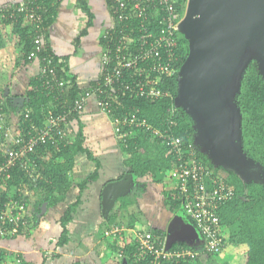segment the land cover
<instances>
[{"label":"built area","instance_id":"1","mask_svg":"<svg viewBox=\"0 0 264 264\" xmlns=\"http://www.w3.org/2000/svg\"><path fill=\"white\" fill-rule=\"evenodd\" d=\"M186 3L187 0H113L109 6L112 22L102 30L100 39L110 38L115 43L112 52L102 50L100 53V77L80 91L71 106L61 104L60 110L45 115L41 125L31 117L29 105L11 111L0 101L1 238L6 234L5 224L25 227L31 219L24 200L28 185L7 187L13 170L22 171L31 179L37 170L32 158L40 146L52 144L58 149L61 144H71L75 137L71 116L81 112L89 98L94 96L99 110L111 118L114 132L124 147L136 131L143 130L171 148L174 165L168 178L173 187L172 200L179 202L203 241L202 248L198 250L191 246L166 248V236L137 230L131 237L136 260H145L147 264H160L163 260L185 263L202 253L224 251L226 235L221 228L218 209L233 197L232 187L200 160L191 144L184 149L181 137L167 128L163 129V125L153 126L145 117L138 115V108L113 115L114 102L119 95L150 99L170 94L159 88V84L164 77L177 76L181 66L177 67L182 58L179 53L182 35L179 24ZM18 10L25 11L24 24L33 26L35 30L34 49L30 53V58H35L42 54L45 46L39 32L45 16L32 8L19 6ZM5 17L7 15L0 14V20ZM40 61L42 88L56 91L65 87L66 80L57 70L58 62L47 54H42ZM175 109V106L168 108L166 121L169 125L174 123L172 114ZM3 191H6L5 197L1 195ZM124 231V226L112 224L103 230V235L118 237ZM15 253L14 264H20V252Z\"/></svg>","mask_w":264,"mask_h":264},{"label":"trees","instance_id":"2","mask_svg":"<svg viewBox=\"0 0 264 264\" xmlns=\"http://www.w3.org/2000/svg\"><path fill=\"white\" fill-rule=\"evenodd\" d=\"M58 1L59 0H24L20 3H13L0 7V14L3 13L7 15V17L0 20V44L2 43L3 37H7L9 43L14 45L15 49L22 53V58L25 62H36L38 65L35 76L30 78L29 90L26 92L28 98L26 104L31 107V117L34 118L35 122L39 125L42 124L45 115L57 111V109L60 110L61 104L65 103L71 106L75 97L81 91L75 82L76 77L68 73L67 57L59 58L53 53L46 41L49 25L54 21ZM77 1L80 5H83L82 7L86 10V6L83 4L84 2L81 0ZM181 1L184 2L186 0ZM112 2L113 0H107L109 6ZM19 6L27 9L32 8L38 13L43 12L45 18L41 24L42 28L39 30L45 42L42 54L51 55L55 61L58 62L57 70L59 75L66 80L65 87L62 89L49 91L46 88H42V78L40 74L42 63V61H40V56L42 54H38L35 58H30V53L34 49L33 40L36 33L33 26L24 24L25 11H19ZM10 15H12V17H9ZM91 17V13L87 10L86 26L80 31L78 36L74 38L75 45L78 44L80 37L87 32L86 29L90 25ZM100 43L103 51H113L114 40L110 38L100 39ZM180 46L181 50H179V53L182 58H180L177 67L184 61L188 51L187 41L183 35H181ZM159 88L168 91L170 94L168 96L150 99L130 98L128 95H119V98L114 102L115 110L113 115L120 114L126 109L138 108V115L145 117L153 126L158 127V125H163V129L167 128L174 135L181 137L184 149H188V146L191 144L200 160L207 164V166L213 168L209 157L200 150L197 144H195L193 120L181 107L175 105V97L177 95L176 75L169 78L164 77L159 84ZM234 101L241 115L239 142L242 151L245 157L259 168L257 169L258 175L256 178H242L230 169L222 166L215 167L217 171H214L215 175L222 177L225 184L232 187L234 191L233 197L220 206L218 215L220 217L222 231L226 235V244L236 246L246 245L247 247V250L238 257V264H264V76L260 72L256 61H250L246 67L239 90L234 96ZM9 102H11V98H9ZM174 106L176 107V112L172 114L174 123L169 125L166 121L168 108ZM19 107L20 105L15 103L10 109L17 110ZM79 113L72 114L71 119ZM76 136L77 138L73 144H61L58 149L54 148L52 144L40 146L37 149V153L32 158L37 170L34 177L31 179H29L24 172H18L16 169L13 170L11 178L7 181L8 189L10 187H16L18 184L19 186L24 184L28 185L29 190L31 189L29 188L30 185L34 183L37 185L30 195L34 198V216L33 218L31 217L25 227L18 228L11 224H5L4 228L6 229V234L2 238L0 237V240L9 241L20 235L23 231L25 232L29 230V228L32 229L34 224L42 221V216H38L42 205L46 202L48 204L56 203L60 200V197L66 195V193L70 191L71 179L68 172L72 170L75 156L78 153H85L88 159L95 161V165L98 168V162L93 158L90 151L82 146V134L79 133ZM122 152L125 157L124 164L127 166V173L124 175L126 178H130L133 175H137V177L140 178L151 174V176H153L152 180L160 183L161 179L169 173L174 165L171 148L162 145L159 140L143 130L136 131L135 134L129 138L128 145L122 148ZM46 156H48V159H46ZM97 168L77 185L78 191L76 200L68 204L61 215L60 223L63 229L58 240V245L60 246L66 243V224L71 220V215L79 204L80 193L88 182L96 178ZM219 170L225 175L223 176L220 174ZM168 192L169 191L164 192V200L170 203L173 211H177L180 208L179 202H171V192ZM1 195L5 197L6 191H3ZM24 200L29 201V197L25 195ZM106 204V207L102 209L103 215L106 214L108 206L110 205V203ZM128 205V202L125 200L116 203V207L122 209L128 208ZM116 218L117 214L114 213L108 219L114 221ZM187 219L195 228L194 223H192L189 218ZM155 233H159L161 236L164 235V233L160 231ZM197 234L199 235L198 232ZM108 241L111 248H115L120 243L117 238L113 237H110ZM130 241L131 236L125 235V238L121 242L124 244L123 258L125 264H147L145 260H136L133 244ZM176 246H191V248L198 250L202 248L203 241L199 235V238L191 243L173 240L171 243L166 244V248H173ZM15 254V251L10 252L0 248V264H14ZM202 254H199L185 263L163 260L160 264H200ZM218 255L219 253H207V259H213V256ZM18 257L21 258L20 264H24L21 253L18 254ZM222 260L224 261L223 264H229L227 259L222 258Z\"/></svg>","mask_w":264,"mask_h":264},{"label":"crops","instance_id":"3","mask_svg":"<svg viewBox=\"0 0 264 264\" xmlns=\"http://www.w3.org/2000/svg\"><path fill=\"white\" fill-rule=\"evenodd\" d=\"M22 1L24 0H0V7ZM81 1L84 2L86 10L77 0L58 1L54 21L49 25L46 41L53 53L59 58L67 57L68 73L76 77L75 82L82 91L100 76V53L102 51L100 35L102 30L112 22V17L107 0ZM87 10L92 16L90 25L86 29L87 32L80 37L78 44L75 45L74 38L86 26ZM37 70V63L25 62L22 53L17 51L14 45L9 43L7 37L4 36L0 44V101L10 109L15 104L14 98L22 97L23 103L19 105L21 107L25 105L28 102L26 92L29 90L30 78L35 76ZM9 98H11V102H9ZM71 123L75 133L71 144L76 140L77 134H82V146L89 150L98 162L97 176L82 189L79 204L72 213L71 220L66 224L67 240L62 246L58 245L63 229L60 223L61 215L67 205L76 200L77 185L96 170L95 161L88 159L85 153H78L75 156L72 170L68 172L71 179L70 191L60 197L58 202L53 204L46 202L42 205L38 214V216H42V221L35 222L36 224L33 225L32 229L29 228V230L23 231L9 241L0 240V248L10 252H20L24 264H116V253L121 250V247L111 248L108 238L101 236L105 228L117 224L115 221L117 218L114 221L106 218L108 223L106 222V226L104 225L102 192L106 183L116 179L120 180L127 173V166L124 164L125 157L122 152L124 146L115 136L111 118L99 110L94 96L89 98L81 113L71 119ZM46 159H48V156H46ZM145 179L147 178H136L137 186L133 189V193H136L134 195L137 196V199L134 198L128 208L130 209V206L136 203L139 198L145 199V201L148 200L147 203H150L152 195L154 197L160 196L161 199L163 198L162 202L172 219L176 211L174 213L170 203L164 200L165 191H169L171 196L173 195V187L168 174L158 183L160 185L156 184L159 186L157 190L160 195H158L159 193L154 194L153 188L145 181L140 184ZM36 186V183L29 186L31 188L28 196L29 213L32 217L34 216V198L30 195ZM72 190L75 193L71 192ZM147 193H151L149 199L145 196ZM118 201L119 199L115 198L112 208H118L116 207ZM145 201L137 203L138 206H142L143 212ZM134 212L137 214V211ZM138 212L144 218L138 219V225L142 223V226L146 227L145 230L152 229L156 230L155 232L160 231L166 234L168 220H164L165 225L163 223L161 227L148 228L146 225L152 223L148 221L150 217L145 212V215H143V212L139 209ZM117 214L119 216L118 212ZM134 217L135 214L126 224L128 225L126 227L127 233H132ZM81 232H84L82 238L76 241L75 239L80 238ZM191 232L186 236L190 243L199 238L194 229ZM99 233H101L102 243L97 240V234ZM32 236H35L34 240L30 239ZM117 240L120 242L118 245L120 246L122 240L120 237H117ZM228 249L230 254H227ZM246 250V245L226 244L224 251L221 253V256L223 253L224 256L219 257L231 261L229 264H238V257ZM104 260L108 263H105Z\"/></svg>","mask_w":264,"mask_h":264},{"label":"water","instance_id":"4","mask_svg":"<svg viewBox=\"0 0 264 264\" xmlns=\"http://www.w3.org/2000/svg\"><path fill=\"white\" fill-rule=\"evenodd\" d=\"M179 30L188 51L176 76L175 105L193 120L195 144L214 164L256 178L259 167L239 142L241 115L234 96L250 61L264 76V0H187ZM14 101L22 104L23 98ZM130 180L104 186L103 209ZM193 229L196 233L180 207L167 225L166 243L189 242Z\"/></svg>","mask_w":264,"mask_h":264},{"label":"rangeland","instance_id":"5","mask_svg":"<svg viewBox=\"0 0 264 264\" xmlns=\"http://www.w3.org/2000/svg\"><path fill=\"white\" fill-rule=\"evenodd\" d=\"M115 136L117 137V135H116V133H115ZM201 150V149H200ZM204 154H205V152H203ZM206 156V155H205ZM207 157V156H206ZM212 163V165H213V171H215V172H217L216 171V168L215 167H217L218 165H216V164H214L213 162H211ZM97 168V167H96ZM219 173L220 174H222L223 176L225 175L224 173H222V172H220V170H219ZM152 177L153 176H151V174H149L148 176H145L144 178H147V179H145V180H143V181H141L140 182V184H143V182L145 181V183H148L152 188H153V190H154V194H158L159 192H158V188H159V186H157L156 184H158L157 182H155V181H153L152 180ZM257 177V176H256ZM132 180H130V182L124 187V188H122L121 189V191L119 192V193H117L116 194V197L115 198H118L119 199V202H121V201H123V200H125V201H127L128 202V204H130L132 201H134V198L135 199H137V196L136 195H134V194H136L135 192L133 193V189H135V187L137 186L136 185V182H135V180H136V178H138L137 177V175H133V176H131L130 177ZM158 185H160V184H158ZM145 190V189H144ZM157 191V192H156ZM71 192H73V193H75L73 190L71 191ZM138 194H140V193H138ZM149 194H151V193H147V194H145V196H146V198L147 199H149L148 197H149ZM158 195H160V193L158 194ZM151 196V195H150ZM130 198V199H129ZM163 199V198H162ZM162 199H161V197L160 196H158V197H154L153 195H152V200H151V202L150 203H147V201H145V199L144 200H142L141 198H139V200H137V202L136 203H134L133 205H131L130 206V209L129 208H127L126 207V209H122V208H120V207H118V208H116L115 209V207H113L112 208V206L114 205V204H112L113 203V201L115 200V199H112V201L110 202V205L108 206V211H107V213L105 214V226H106V222L108 223V221H107V219L112 215V214H114V213H116L117 214V212L119 213V216H118V214H117V220H115L116 221V223L117 224H119V225H122V226H124L125 227V231L123 232V235L122 236H120V238H121V240L123 239V238H125V235H130V236H132L131 235V233L129 232V233H127V229H126V227L128 226V225H126L129 221H130V219L132 218V216H133V214H135V219H134V222H133V224H132V233L133 232H135V231H137V230H145L146 229V227H143L142 226V223L140 224V225H138V223H139V221H138V219H144L143 218V216H142V214H140V212H138V209L141 211V212H143L142 211V206L141 205H137V203H143L144 201H145V204H144V207H143V210H144V212L150 217V220H148V221H150V222H152V223H150V224H148V225H146L148 228H153V227H161V225H163V223H164V225H165V221H167L168 220V224H169V222H170V220H171V218H170V214L169 213H167V208L165 207V204L162 202ZM168 200H169V197H168ZM171 202H172V196H171ZM164 201V200H163ZM165 202V201H164ZM166 202H168L167 200H166ZM129 206V205H128ZM115 210V211H114ZM118 210V211H117ZM134 211H137V214L134 212ZM144 212H143V215H145L144 214ZM174 213H175V211H173ZM107 218V219H106ZM152 220V221H151ZM162 220V221H161ZM165 220V221H164ZM160 221V222H159ZM143 222V221H142ZM39 226V225H38ZM142 226V227H141ZM141 227V228H140ZM36 228H38V227H36ZM131 228V227H130ZM82 231H83V229H82ZM148 231H156V230H152V229H148ZM83 234H84V232H81V236H80V238L79 239H75L76 241L77 240H80L81 238H82V236H83ZM100 234L101 233H99V234H97V240H98V242L99 243H102L101 242V237H100ZM78 236V235H77ZM101 236L103 237V238H106L104 235H103V231H102V234H101ZM34 237L35 236H32V238H30V239H33L34 240ZM74 238H76V237H74ZM131 242V241H130ZM188 243V242H187ZM117 247H121L120 249V251H118L117 253H116V256H115V259H116V264H120V263H122V261H123V256H124V252H123V247H124V244H122L121 243V245L120 246H116V248ZM227 254H230V250L228 249V251H227ZM221 257V253H219V255L218 256H213L212 258L213 259H207V254H202V259L200 260V264H223L224 263V261L222 260V258H220ZM222 256H224V253L222 254ZM233 260V259H232ZM105 261V263H108L106 260H104ZM98 263H100V262H98ZM228 263H231V261H228Z\"/></svg>","mask_w":264,"mask_h":264},{"label":"clouds","instance_id":"6","mask_svg":"<svg viewBox=\"0 0 264 264\" xmlns=\"http://www.w3.org/2000/svg\"><path fill=\"white\" fill-rule=\"evenodd\" d=\"M183 35V34H182ZM29 191H30V189H29ZM28 191V192H29ZM27 196H29V193H27ZM173 201V200H172ZM174 202V201H173ZM27 205H28V208H29V201L27 200ZM181 207V206H180ZM182 208V207H181ZM184 211V210H183ZM185 214V213H184ZM186 216V215H185ZM32 217V215L30 214V218ZM33 218V217H32ZM187 218V217H186ZM127 229V228H126ZM152 232V231H151ZM153 233H155L154 231H153ZM123 234V233H122ZM131 235H132V233H131ZM120 236H122V235H120ZM120 236H118V237H120ZM164 236H167L166 234H164ZM132 237V236H131ZM106 238H110V237H106ZM113 238H117V237H113ZM124 252V251H123Z\"/></svg>","mask_w":264,"mask_h":264},{"label":"flooded vegetation","instance_id":"7","mask_svg":"<svg viewBox=\"0 0 264 264\" xmlns=\"http://www.w3.org/2000/svg\"><path fill=\"white\" fill-rule=\"evenodd\" d=\"M116 180H118V179H116ZM116 180H112V181L106 183V185H108L109 183H111V182H113V181H116ZM106 185H105V186H106ZM119 190L121 191V189H119ZM119 190H118V191H119ZM118 191H117V192H118Z\"/></svg>","mask_w":264,"mask_h":264},{"label":"bare ground","instance_id":"8","mask_svg":"<svg viewBox=\"0 0 264 264\" xmlns=\"http://www.w3.org/2000/svg\"><path fill=\"white\" fill-rule=\"evenodd\" d=\"M96 176V175H95Z\"/></svg>","mask_w":264,"mask_h":264}]
</instances>
